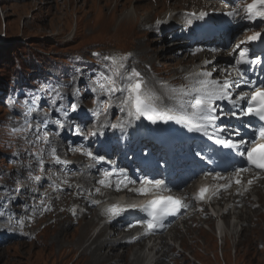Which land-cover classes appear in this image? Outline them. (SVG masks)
<instances>
[{
	"label": "rangeland",
	"instance_id": "obj_1",
	"mask_svg": "<svg viewBox=\"0 0 264 264\" xmlns=\"http://www.w3.org/2000/svg\"><path fill=\"white\" fill-rule=\"evenodd\" d=\"M109 1V5H104L105 0H0V194L19 197L20 209L36 208V205L32 207L29 205L34 200H28L27 195L26 199L23 198V183L29 174L34 177L28 181L32 188L43 179H47L46 169L44 165L41 166V161L46 154L44 145L48 144L44 143V138L50 139L52 132L44 122L49 115L61 120L65 115L61 103L64 107L67 106L68 94H73L80 87V91L85 95L83 101L89 106L108 97L118 101L117 116L112 117H119L123 112L120 104L125 108L127 91L109 92L107 89L112 87L109 77L119 81L117 73L123 75L119 68L121 57L126 58L123 63L128 69L137 67L132 61H128L127 54L123 56L116 47L123 49L125 46L123 50L125 53L134 49V57L138 63H148L145 65L149 71L151 69L155 71L157 67L155 73L159 77H166L169 81H178L180 78L177 76L179 65L168 58L172 56L167 51L165 54L169 56L158 50L159 47L163 51L162 47L165 46L161 39H157L158 29L145 31L151 25L147 27L148 24L144 26L140 24L142 18L147 16L148 9L143 8L140 16L131 11L135 5L144 6L145 1L126 0L124 3L125 0H116L119 1L117 5L115 0ZM181 6L182 4L174 3V7L170 8L175 12V9ZM126 12L130 16V21L124 23L126 25L121 28L122 30L128 29L131 21H135V17L138 20L131 37L128 30L120 32V36L116 35L115 31L120 24L121 16H125ZM111 13H117V17ZM147 19L149 23L153 21ZM134 31L138 34L136 37L133 35ZM141 37L146 39L142 41ZM123 39H127L126 42ZM168 49L171 50V47ZM155 54L157 58L147 59ZM106 56L116 57V63L105 60ZM134 57L131 56L130 59ZM143 72L150 81L151 77H155L151 72L144 70ZM152 83L157 85L156 82ZM115 87L120 89V82L115 84ZM149 91L154 94L153 89ZM28 124L32 125L31 131H21ZM27 166L29 168L23 171ZM58 176V171L51 175L53 179H57ZM54 183L56 182L51 181L49 185L52 192H57ZM39 187L41 188L40 184ZM11 191L16 194L11 196ZM50 194L51 191H46L40 198L45 201ZM32 196L36 199V196ZM51 197L64 203L69 199L62 195V192ZM52 207L50 203L46 209L50 210ZM249 217L252 223L256 219L253 214ZM32 219V215H27L23 219V224L30 226L28 222ZM49 220V217L45 218L37 226L42 229L38 233L41 237L35 236L37 231H33V239L17 236L16 239L0 246V264H90L91 259H84L81 256L79 259L78 252L60 257L58 251L60 237L59 233L55 232L58 227L49 229L45 222ZM256 222V225L245 227L247 232L240 238L235 249L233 246L237 240L228 241L226 247L229 259L225 257L224 252L223 256L221 249H216L218 241L202 224L198 230L207 237L200 236V240L192 242L190 238L179 235L180 245L187 252L182 253L174 249L177 252L175 254L177 259L173 257L174 260L166 264H264V224L259 219ZM94 229L95 226L91 233ZM196 230L190 229V236H193ZM83 233L86 234L87 231L82 223H74L72 227L69 226L64 236L66 238L71 236L75 243H79L77 241ZM102 238L105 239L103 236ZM33 242L34 244H31ZM174 245L178 247V241ZM118 249L119 254L124 256L119 264H136L131 260L134 257L133 249ZM108 257L109 255L106 259Z\"/></svg>",
	"mask_w": 264,
	"mask_h": 264
},
{
	"label": "snow or ice",
	"instance_id": "obj_2",
	"mask_svg": "<svg viewBox=\"0 0 264 264\" xmlns=\"http://www.w3.org/2000/svg\"><path fill=\"white\" fill-rule=\"evenodd\" d=\"M245 12L249 19L255 20L257 17H264V0H252V3H249L245 6ZM234 13L230 12L228 15H233ZM206 13L200 14V19H203ZM261 33H255L252 36H249L247 39L249 41L256 40L260 37ZM215 51V49H213ZM93 55H99L98 53H93ZM246 55L245 51H240L239 58L236 59V68L238 79L230 80L223 79L218 80L212 78L211 72H200L196 73L191 79L190 83L177 89L172 88L171 92L173 95L169 97L170 100L174 102V110L170 112H161L156 106V103L153 102L154 94L145 90L144 84L142 81V76L135 67L131 69L127 75H119L120 89L115 87L116 80L113 77H109V83L112 87L108 88L109 92L116 91H127V97L124 103L129 107V115L134 117H145L152 124L157 123V121H175L177 124L183 125L189 132H200L206 136L209 140H214V143L217 145H223L232 149H236L240 156H244V151L240 149L247 143V141L240 140L235 142L231 139L221 138V134L227 131L225 127L217 126V121L221 120L225 113L223 108L218 102L226 101L231 105L232 109H239V111L232 110V117H249V118H258L260 122H264V87H258L255 91H252L250 94L246 92H240L239 95H233V88H239L240 84H250L251 82L248 79H245V73L241 70L240 65L245 63L244 57ZM105 60L113 61V64L116 63L117 58L112 56L104 57ZM125 57L119 58V68L127 72V66L123 63ZM252 64L261 63L260 60L254 59L249 61ZM206 63H210L207 62ZM101 87H105L101 85ZM59 95V94H57ZM242 102L247 103V107H242ZM76 105H73V111L75 110ZM60 109H56L59 111ZM123 111V109H121ZM65 115L67 113L65 112ZM113 129L124 130L126 124L116 123L112 124ZM252 131V136L255 138L264 141V123H260L259 126H254L252 119H249L248 125ZM209 128L212 129L209 132ZM32 125L28 124L25 129L21 131H31ZM234 135L239 136V130H236ZM91 135H96L95 132ZM39 139V136H37ZM44 143H48L47 137L44 138ZM211 147V146H209ZM259 147L264 148V144ZM201 151H197L196 155L200 156ZM56 150L53 148L51 153L55 158L56 162L59 163V158L55 156ZM92 159L103 161L104 156H94L93 153H85ZM247 162L249 165H254L256 168L264 169V153H258L257 148L247 149ZM41 166L43 167V162L41 161ZM246 169L237 168L236 174L239 175L242 171ZM115 173H105V177L109 178ZM120 174H124V170H120ZM39 179V177H37ZM240 183L239 180L236 181ZM251 181H249L250 183ZM100 184L104 185L106 183L105 179L99 181ZM146 183L155 189H163L166 187L165 182L162 180H147ZM119 189V185H117ZM149 189L146 187H141L139 189H132L136 192H146ZM208 191L206 186H202L197 194L196 198L203 199L205 193ZM182 200L179 198H174L172 196H161L156 199L149 200L146 204L139 206L140 210L147 212L150 217L145 221L147 224V230H153L157 227H162L164 219L169 215H174L179 211L180 208L184 207ZM132 208L137 206L133 205ZM110 214V218L120 216L126 209L121 208L115 204L109 206L106 210Z\"/></svg>",
	"mask_w": 264,
	"mask_h": 264
},
{
	"label": "bare ground",
	"instance_id": "obj_3",
	"mask_svg": "<svg viewBox=\"0 0 264 264\" xmlns=\"http://www.w3.org/2000/svg\"><path fill=\"white\" fill-rule=\"evenodd\" d=\"M50 1V0H49ZM138 1V0H137ZM143 1H145V5L144 6H141L140 7V5H138V6H133L132 7V9H131V11L133 10V11H135V15L136 16H140L141 15V13H140V11L143 9V8H145V9H148V13L149 12H156V11H158V10H161V9H165V11L166 10H168V9H170V7H173L174 6V3H179V4H181V3H184V0H143ZM48 2V1H47ZM117 2V1H116ZM126 2V0L124 1V3ZM139 2V1H138ZM151 2H153L154 4L152 5V3ZM105 4H107V5H109L110 4V1L109 0H105V3H104V5ZM117 4H118V2H117ZM116 6V5H115ZM146 15H147V13H146ZM165 15H166V13L164 12L163 13V18H162V20H164V22L165 21H168V20H173L174 19V17H175V14L174 13H171V14H168L167 15V17L165 18ZM129 15H128V13L126 14V16H125V19H124V23L125 22H128L129 23ZM132 18V17H131ZM148 21V22H147ZM127 23V24H128ZM140 24L142 25V26H144V25H147V27H149L150 25L152 26L153 24H152V22H150L149 23V20L147 19V16L145 17H143L142 18V21L140 22ZM146 27V28H147ZM142 30V29H141ZM133 35L136 37L138 34H137V32L136 31H134L133 32ZM154 50V49H153ZM171 50L173 51L174 49L173 48H171ZM155 51V50H154ZM146 52V51H145ZM155 57L157 58V55L155 54V56H149V57H147V59H149V58H152V59H155ZM174 60L176 61V63H182V61L181 60H177L176 58H174ZM142 81H143V84H144V88H145V90L147 91V82H146V80H143L142 79ZM152 83V82H151ZM152 85L154 86V89H159V90H163V91H165V90H167L168 92H169V90H170V87H169V85L168 84H157V85H155L154 83H152ZM152 86V87H153ZM160 102H162V100H160ZM114 108V106H112V109ZM57 147H59V148H61L62 150H66V147L61 143V141H58V143H57ZM58 149H57V153H58ZM67 154V153H66ZM111 155H113V154H111ZM48 173L49 174H51L52 173V170H48ZM26 187V189H28L29 188V186L27 185V186H25ZM8 188V187H7ZM54 188V187H53ZM52 192V191H51ZM51 195H52V193H51ZM38 197L39 196H37V199H38ZM64 198V197H63ZM63 200V199H62ZM264 204V203H263ZM49 205V204H48ZM68 206H69V204H68ZM58 211V207L56 206L55 207V209H53L52 211H50V212H47V211H45V210H43V211H41L38 215H37V220H39V219H42V218H44V217H49V216H51V215H56V212ZM254 213H257L258 212V210L257 209H254V211H253ZM61 215H63V218L60 220V222L58 223V230H56L55 232H56V234H58V233H60L59 234V237H60V244H59V250L58 251H60V257H64V256H70L72 253H74L75 251H77V250H79L80 248H81V245H82V243H83V240H84V238H85V235L86 234H82V236H81V239H80V241H79V243H75V242H73L70 238H66L65 236H64V233H63V231L65 230V228H67V227H69V226H71L72 225V220H70V218L69 217H66V216H64V213H61ZM83 215H85V214H82V216ZM20 219H22V216H19L18 217V220H20ZM89 220V222H94V220L93 219H88ZM18 222V221H17ZM89 222H87V223H85V224H88ZM80 223H81V221H80ZM15 227H17L16 228V230L17 231H23V230H21L20 228H18V224L17 223H15ZM33 227H35V224L33 225ZM24 232V234L25 235H29V233L27 232V231H23ZM53 234H54V232H53ZM58 237V236H57ZM98 235L97 236H95L93 239H92V241H91V243H90V245H88L86 248H85V250L86 249H88V248H90V246H91V244H93V243H95L97 240H98ZM30 238H32L33 239V237L30 235ZM106 239V238H105ZM225 241H227L228 239L226 238V236H225ZM51 240V239H50ZM31 244H34V242L33 243H31ZM45 245V244H44ZM56 246V245H55ZM107 247H110L111 248V253H113V254H115L116 252H117V245L116 244H112V243H110V242H108V243H106V242H102V244L100 245L99 244V249H105V248H107ZM85 250H83L82 252H81V258H88V259H91V262H90V264H100L99 262L97 263L96 262V258L98 257V254H97V250H93V251H91L90 252V254H86L85 253ZM119 250V249H118ZM222 252H224L225 253V257L226 258H229V253H227L228 252V248L226 247V245H225V247H223L222 248ZM223 256H224V254H223ZM0 257H1V253H0ZM152 259H154V257L152 256ZM110 264H112V263H110Z\"/></svg>",
	"mask_w": 264,
	"mask_h": 264
}]
</instances>
